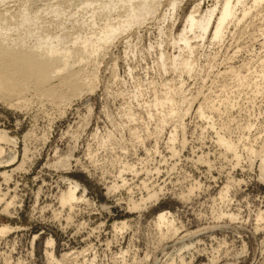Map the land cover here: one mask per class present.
<instances>
[{
	"label": "rangeland",
	"instance_id": "obj_1",
	"mask_svg": "<svg viewBox=\"0 0 264 264\" xmlns=\"http://www.w3.org/2000/svg\"><path fill=\"white\" fill-rule=\"evenodd\" d=\"M198 3L203 14L213 0H184L173 27L164 21V5L155 18L122 37L129 44L116 41L99 59L93 92L82 93L65 109L34 98L19 110L0 100V129L16 142L3 144L0 155L4 166L16 153L11 165L0 167V173H10L7 180L0 174V264H264V181L258 162L250 163L241 150L256 136L264 142V78L250 73L253 68L258 74L264 71V1L241 22L231 23L221 42L212 43L211 36L198 42L200 67L181 76L196 98L173 143L168 142L173 121L157 140L141 131L143 145L128 134V128L142 130L143 124L122 116L131 106L147 122L137 102L149 98L148 82L159 89L164 78L178 81L176 73H159L158 50L172 54L174 49L169 35L157 30L164 27L177 35ZM114 62L117 77L111 71ZM138 83L147 91L134 100ZM215 102H220L217 111L210 108ZM198 108L206 118L196 114ZM150 122L153 132L155 123ZM109 132L112 146H99L98 135ZM218 134L238 143L239 164L217 143ZM25 147L26 161L17 168ZM60 159L68 165L59 166ZM67 179L79 184L76 194L85 198L71 208L63 201ZM113 184L118 187L108 191ZM225 186L227 197L221 200ZM152 193L158 195L156 201L130 208L131 200ZM162 211L171 214L178 228L163 239L154 225ZM259 214L263 219L257 222ZM233 215L237 218L228 217ZM120 222L127 227L114 231L113 224ZM48 239L53 244L46 247ZM46 248L53 252V262Z\"/></svg>",
	"mask_w": 264,
	"mask_h": 264
},
{
	"label": "bare ground",
	"instance_id": "obj_2",
	"mask_svg": "<svg viewBox=\"0 0 264 264\" xmlns=\"http://www.w3.org/2000/svg\"><path fill=\"white\" fill-rule=\"evenodd\" d=\"M33 1L0 0V100L2 103L8 104L10 107L14 106L19 110L30 106L34 98L40 100L38 103L45 101L56 109L61 108L62 110L74 98H79L82 93L91 92L97 86L96 73L99 59L107 53L108 48L114 46V43L120 38L130 36L132 29H139L147 19L155 18L159 9L163 8L164 5H166L164 21L170 20L173 27L178 14L177 10L181 8L184 2V0H43L45 2L37 5L36 1ZM263 1L213 0V3L203 14L198 13L201 3L194 4L192 10L186 14L183 26L177 35L173 36L171 29L167 32L164 27L157 30L160 35L164 33L169 35L168 45L174 49L172 54H166L165 49L159 47L161 49L158 50L155 59L159 73L173 72L178 74L179 79L174 82L173 79L164 78L159 84V89L153 80V82H148L149 85L146 89L149 88V98H142L137 102L139 107H143L148 118L147 122L143 121V118L137 117V114L131 110V106L126 107L127 109L125 105L123 106V109L126 110L121 111L124 113L122 116H126L129 123L140 122L144 127L142 130H138L136 126L128 128L130 131L128 134H131L132 139H136L144 145L143 138L146 137H142L141 131H143L147 136L154 135L157 140L164 127L173 121L174 125L168 136V142L173 143L175 141L177 132L180 129L184 130L183 117L190 110L191 103L196 98L193 94L188 93V89H185L184 80L181 76L182 74L191 75L194 70L200 67L195 59L197 47L200 46L199 43L205 41L206 37L209 36H211L212 43L221 42L231 23L241 22ZM124 42V44H129L126 39ZM152 47L149 45V49ZM115 66L114 62L111 71L113 76L117 77ZM251 68V65L247 66L248 70ZM250 73L256 77L264 78L263 70H260L258 74V70L253 68ZM146 89H143L138 83L131 98L134 100H137L138 97L141 98ZM38 100L34 101L37 102ZM219 106L220 102H215L210 105V108L217 111ZM196 114L202 119L206 118L200 108L196 110ZM150 121L155 123L156 128L153 132L148 130ZM110 134L111 132L104 136L98 135L100 139V145H98L105 148V144L115 141ZM93 137L98 140L95 132ZM260 138H262L261 135L254 137L251 142L243 143L241 150L246 154L245 156L250 163L253 160L258 162L260 177L264 181V142L258 143ZM248 140L247 137L246 141ZM8 143L15 145L16 142L5 130L0 129V155L4 151L3 144L7 145ZM217 143L226 152L231 153L235 165L239 164V156L241 157V155L236 141L218 134ZM137 144L140 145V143ZM114 145H118V143ZM171 145L169 146L171 147ZM26 149L25 147L22 162L17 168H20L26 159ZM173 149L171 148V150ZM15 159L16 153L14 151L11 159L10 157L7 159L9 160L6 161L7 164L0 167L11 165ZM57 162L59 166L68 165L65 159L57 160ZM0 163L4 164L1 160ZM129 168L133 169L132 167ZM0 174L5 180L10 177V173L7 174L6 171ZM67 180L68 189L64 192L63 201L71 208L74 202L85 198L83 197L84 194L79 196L76 194L79 184L76 181ZM117 187V184H113L108 188V191ZM228 189V186H225L220 190L219 198L221 200L227 195ZM156 193L148 194L139 202L131 200L130 208L137 210L144 207L147 201H156L158 196ZM9 204L11 202L4 206V211L8 210ZM223 214L225 213L221 215ZM218 215L221 216L219 213ZM170 217L171 214L167 211L159 212L155 217L154 225L159 229L162 239L171 237L177 232L178 228L174 227ZM228 217L233 219L235 215ZM262 219L261 214L256 218L257 222ZM125 227H127L126 222L113 224L114 231L124 230ZM2 231L3 228L0 227V234ZM46 241V247L52 246V239ZM44 252L53 262L55 259L53 252L48 251L47 248Z\"/></svg>",
	"mask_w": 264,
	"mask_h": 264
}]
</instances>
